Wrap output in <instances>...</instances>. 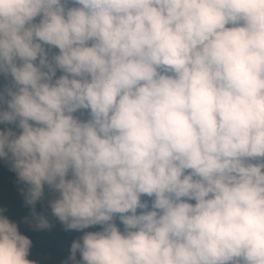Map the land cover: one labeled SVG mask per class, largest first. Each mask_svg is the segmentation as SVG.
<instances>
[{
    "label": "clouds",
    "instance_id": "clouds-1",
    "mask_svg": "<svg viewBox=\"0 0 264 264\" xmlns=\"http://www.w3.org/2000/svg\"><path fill=\"white\" fill-rule=\"evenodd\" d=\"M0 74L35 227L47 186L84 232L64 264H264V0H0ZM3 213L0 264H35Z\"/></svg>",
    "mask_w": 264,
    "mask_h": 264
},
{
    "label": "rangeland",
    "instance_id": "rangeland-1",
    "mask_svg": "<svg viewBox=\"0 0 264 264\" xmlns=\"http://www.w3.org/2000/svg\"><path fill=\"white\" fill-rule=\"evenodd\" d=\"M61 73H57L59 76ZM4 87L0 93H3ZM0 110H7V106L0 102ZM81 119H86V113H77ZM11 129L17 135L22 130L15 124H3V130ZM27 185L21 182L17 174L12 170L11 161L0 158V209L4 215H22L14 223L18 225L21 234L32 241V247L28 259L35 261V264H64L71 255V241L79 239L84 232L66 230L62 222L58 220L51 210V201L57 198V194L45 186V198L35 205V212L45 216L50 224L48 229L38 230L35 227V220L31 205L26 204L25 192ZM30 213L23 217L24 213ZM27 221V222H26ZM117 224L123 230V225L117 220ZM100 227L86 229L84 231H99ZM51 248V249H50ZM79 259V254L77 256Z\"/></svg>",
    "mask_w": 264,
    "mask_h": 264
},
{
    "label": "trees",
    "instance_id": "trees-1",
    "mask_svg": "<svg viewBox=\"0 0 264 264\" xmlns=\"http://www.w3.org/2000/svg\"><path fill=\"white\" fill-rule=\"evenodd\" d=\"M11 86V78L10 77H5L3 76L2 74H0V91L4 88V87H10ZM0 130H3V124H0ZM4 131V130H3ZM27 192V191H26ZM25 192V193H26ZM45 198V197H44ZM43 198V199H44ZM42 201V200H41ZM41 201H38V202H41ZM30 215V213L26 212L24 213L23 217H28ZM11 221L15 222L18 218L22 217V215H14V214H10V215H6ZM23 235V234H22ZM24 235L26 236V233H24ZM73 241L75 240H72L71 241V244L73 243ZM51 249V248H50Z\"/></svg>",
    "mask_w": 264,
    "mask_h": 264
}]
</instances>
